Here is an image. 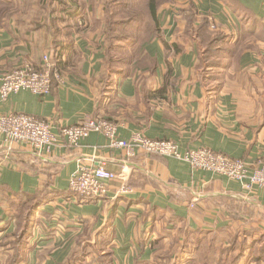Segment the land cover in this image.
<instances>
[{
  "label": "crops",
  "instance_id": "1",
  "mask_svg": "<svg viewBox=\"0 0 264 264\" xmlns=\"http://www.w3.org/2000/svg\"><path fill=\"white\" fill-rule=\"evenodd\" d=\"M178 6H192L195 28L207 19L225 46L237 45L216 59L221 67L208 68L197 36H185ZM91 15L88 29L62 47L63 82L45 97L28 91L0 97V116L32 115L56 134L102 117L117 125L120 140L143 134L174 141L181 152L206 148L252 167L264 162V0H174L159 14V34L143 45L139 62L114 74L104 10ZM47 55L54 59L45 29L0 26V78L27 65L39 69ZM101 162L122 177L107 184L106 197H75L72 174ZM125 185L130 191L120 194ZM17 206L34 211L22 264H189L214 240L220 249L236 238L246 244L245 257L264 244V187L247 190L173 158L142 152L131 158L99 133L79 149L62 142L47 157L0 136V264L16 254Z\"/></svg>",
  "mask_w": 264,
  "mask_h": 264
},
{
  "label": "built area",
  "instance_id": "2",
  "mask_svg": "<svg viewBox=\"0 0 264 264\" xmlns=\"http://www.w3.org/2000/svg\"><path fill=\"white\" fill-rule=\"evenodd\" d=\"M54 80L63 82L60 72L47 55L39 69L27 65L3 74L0 78V97L6 101L10 95L20 91L45 97L52 92ZM91 133L103 135L111 149L124 150L131 158L139 152L173 158L189 163L195 170L242 183L247 190L264 187V162L252 167L242 159H233L206 148L181 152L174 141L150 139L143 134L134 135L130 141L120 140L117 125L102 117H85L75 125L63 127L56 134L50 122L32 115L12 113L0 116V136L6 145H29L42 157L49 156L62 142L69 148L79 149L81 142ZM121 177L109 171L102 162L99 165H80L69 180V190L82 200L103 198L108 194L107 184ZM129 191L125 185L119 192L125 194Z\"/></svg>",
  "mask_w": 264,
  "mask_h": 264
},
{
  "label": "trees",
  "instance_id": "3",
  "mask_svg": "<svg viewBox=\"0 0 264 264\" xmlns=\"http://www.w3.org/2000/svg\"><path fill=\"white\" fill-rule=\"evenodd\" d=\"M107 2V5L104 7L106 12H104V17L107 15V23L104 18V22L107 24V31H114V26H118V22L115 18L119 15V12L121 10H118L119 3L117 1L121 0H115V4L113 5L112 2H109V0H104ZM127 1V0H124ZM170 0L162 1V2H169ZM172 1V0H171ZM31 3H29V6L22 7L19 11H27L31 7L35 6L39 11H41L45 15V24L41 27L39 25L36 26V29L41 30L45 29L46 34L49 35V38L52 41V47L54 51L53 56V62L55 69L59 67V61L62 58V50L64 44L66 42H71L72 39H69L70 36L73 34V31L78 28L79 26V17L82 12V5H80V0H30ZM5 1L0 0V5H4ZM37 4V5H35ZM124 4H129L124 2ZM121 5V4H120ZM113 6V8L111 7ZM116 6V7H115ZM158 0H148V9L150 12V16L155 22L154 27V33L155 36L159 34L158 26H157V12H158ZM47 8H50V12H46L45 10ZM7 10L6 7H0V15L2 11ZM115 12V14H114ZM4 24L0 23V26L10 24L11 21L13 23V18L11 16H8L5 18ZM185 20V36L188 38H191L192 36H197L201 44L203 45L204 51H203V60L205 63H207V67H221L223 64L221 61H216V59L221 58L225 54H232L235 53L237 50V45L235 46H225V37L216 34L213 35L212 32L209 31L211 29V23L207 19H203L198 27H194L195 23V15L194 12L191 10L190 14L184 18ZM1 21V19H0ZM16 25L23 27L25 23H20L19 21H14ZM59 22V23H58ZM121 22H124L121 20ZM40 24V23H38ZM59 29H58V27ZM106 26V25H105ZM63 27V30L60 28ZM215 33V32H214ZM105 34V32H104ZM64 36L66 39H64ZM153 36V37H155ZM152 34L151 36L146 39L145 41L141 40V38H138L135 41H131L129 39V36L126 37H120L123 38L124 41H127L128 43H131L136 53L140 56L142 55V48L143 45L150 39L153 38ZM239 37V36H238ZM239 40V38L237 39ZM110 41V40H109ZM106 55H107V49H106ZM108 57V56H107ZM112 63L114 61L112 60ZM110 74L116 73L119 68H114L110 64ZM138 65V64H137ZM129 67V63L127 64V68ZM56 82L55 80L53 83ZM99 118V117H96ZM33 209L32 208H25L22 206H17L16 208V217L18 220V229L20 230L19 236L16 238V240L12 243V246L16 250V254L12 257L10 264H22L24 261V256L22 255L23 249L27 246L28 240H29V233L33 224ZM210 246L207 248V251H204L203 258L200 260L196 259L190 262V264H264V244L261 248H259L257 251H252L256 253H249L248 257H245V249L246 244L241 243V245L238 244V240L235 238L230 242L228 246L222 247L218 249L216 247V244L219 243V240H214L210 242ZM238 246L239 253L232 258L231 261H228V257L230 256V253L234 251L235 246ZM250 248V247H249ZM251 249V248H250ZM243 250V251H242ZM242 251V252H241ZM215 255L218 257V260L215 259ZM103 261V260H102Z\"/></svg>",
  "mask_w": 264,
  "mask_h": 264
},
{
  "label": "rangeland",
  "instance_id": "4",
  "mask_svg": "<svg viewBox=\"0 0 264 264\" xmlns=\"http://www.w3.org/2000/svg\"><path fill=\"white\" fill-rule=\"evenodd\" d=\"M5 1L4 5H0V7H6L7 10L2 11L0 15V23L4 24L6 23L5 18L8 16H11L14 20L13 22L19 21L20 23H25V25L31 26L32 29H36V26L39 25L44 26L45 24V15L46 13H42L39 11L35 6L31 7L27 11H19L23 5L29 6L30 0H3ZM80 5H82V12L79 17V26L76 28L73 33L75 35L80 34V31H84V29H88V22H89V16L91 15V9H97L102 8L105 10V6L107 5V2L104 0H80ZM166 0H158V12H157V21H159V14L161 13L162 9H167V6L172 5L174 0H170L169 2H162ZM109 2H112L113 5L115 4V0H109ZM124 2L129 3L124 4ZM119 3L118 10H121L119 12V15L115 18L118 22V26H114V31H107V15H105V42H106V49H107V56H108V64H110L114 68H124L127 67V64L134 63L136 61L139 62V59L141 58L140 54L138 55L136 53V50L134 46L131 43H128L127 41H124V39L120 37H126L129 36V39L131 41H135L138 38H141V40L145 41L148 39L151 34L152 37L155 36L154 33V25L155 22L150 16V12L148 9V0H121L117 1ZM121 4V5H120ZM37 5V4H35ZM113 8V6H111ZM116 7V6H115ZM179 11L185 12V17H187L190 14V11L192 10V6L190 8H181L179 7ZM50 8H47L45 11L50 12ZM106 12V11H104ZM166 13V11H164ZM115 14V12H114ZM124 21V22H121ZM199 20V18H198ZM185 21V20H184ZM12 22V21H11ZM40 23V24H38ZM59 23V22H58ZM160 25V23H159ZM158 26V22H157ZM58 27V26H57ZM59 29V27H58ZM63 30V27L61 28ZM158 31V30H157ZM110 40V41H109ZM112 60L114 63H112ZM258 250V249H257ZM256 250V251H257ZM256 253V252H252ZM200 260L203 258V254ZM199 255V257H200ZM236 255L230 253V256L228 257V261H231L232 258H234ZM249 256V254H248ZM198 259V258H197ZM215 259L218 260V257L215 255ZM163 260V259H162ZM162 264H170V262L166 261L164 263V260ZM190 264V263H189Z\"/></svg>",
  "mask_w": 264,
  "mask_h": 264
}]
</instances>
